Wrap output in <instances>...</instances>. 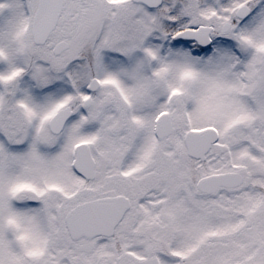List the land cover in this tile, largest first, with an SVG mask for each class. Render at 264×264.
Instances as JSON below:
<instances>
[{
	"label": "snow or ice",
	"instance_id": "1",
	"mask_svg": "<svg viewBox=\"0 0 264 264\" xmlns=\"http://www.w3.org/2000/svg\"><path fill=\"white\" fill-rule=\"evenodd\" d=\"M0 264H264V0H0Z\"/></svg>",
	"mask_w": 264,
	"mask_h": 264
}]
</instances>
